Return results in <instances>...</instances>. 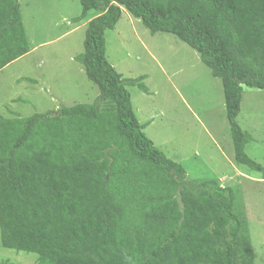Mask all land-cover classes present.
<instances>
[{"label":"trees","instance_id":"1","mask_svg":"<svg viewBox=\"0 0 264 264\" xmlns=\"http://www.w3.org/2000/svg\"><path fill=\"white\" fill-rule=\"evenodd\" d=\"M95 14L74 60L99 96L28 118L0 117V246L37 264H252L232 188L187 178L143 133L106 58L123 11L188 46L222 84L233 160L260 174L236 122L243 87L264 92V0H79ZM17 0H0V71L30 52ZM249 90V91H253ZM0 264H9L1 261Z\"/></svg>","mask_w":264,"mask_h":264},{"label":"rangeland","instance_id":"2","mask_svg":"<svg viewBox=\"0 0 264 264\" xmlns=\"http://www.w3.org/2000/svg\"><path fill=\"white\" fill-rule=\"evenodd\" d=\"M30 52L0 71V117L28 118L62 107L92 105L99 93L74 58L83 52L90 13L79 0H17ZM106 58L123 79L142 81L144 94L127 86L143 133L187 178L232 188L243 207L252 264H264V178L236 166L225 115L222 84L196 52L171 35H151L123 11L105 33ZM243 87L236 122L250 135L249 158L264 168V92ZM37 264V256L0 246V262Z\"/></svg>","mask_w":264,"mask_h":264}]
</instances>
